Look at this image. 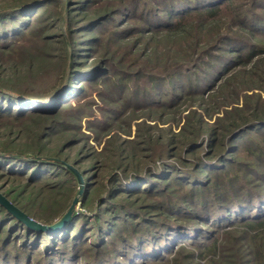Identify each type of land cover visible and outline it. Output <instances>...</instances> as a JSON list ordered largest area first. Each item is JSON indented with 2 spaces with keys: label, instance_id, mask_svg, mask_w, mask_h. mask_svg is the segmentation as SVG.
<instances>
[{
  "label": "trees",
  "instance_id": "1",
  "mask_svg": "<svg viewBox=\"0 0 264 264\" xmlns=\"http://www.w3.org/2000/svg\"><path fill=\"white\" fill-rule=\"evenodd\" d=\"M33 37L65 46L61 85L41 90L31 77L35 54L25 43ZM86 53H95L83 61L89 76L75 84ZM263 88L264 0L0 6V181L23 182L24 192L0 190L52 224L78 192L73 167L84 180L79 200L86 208L48 231L27 226L0 203V264H158L181 256L243 264L244 243L255 264H264V100L251 103ZM98 97L109 103L101 116ZM139 110L150 111L143 125L163 121L170 129L155 147L143 131L156 162L131 168L125 159L136 157L125 153L115 123ZM84 118L96 140L113 129L103 142L115 144L116 167L98 186L96 164L80 168V160L61 158L66 147L88 142V134L76 136ZM124 121L129 129L134 122ZM63 132L74 134L51 152L47 142Z\"/></svg>",
  "mask_w": 264,
  "mask_h": 264
},
{
  "label": "rangeland",
  "instance_id": "2",
  "mask_svg": "<svg viewBox=\"0 0 264 264\" xmlns=\"http://www.w3.org/2000/svg\"><path fill=\"white\" fill-rule=\"evenodd\" d=\"M14 0H0V6L3 4H12ZM44 9H40V12H42ZM58 31L57 28L51 29V32H56ZM60 41H55L54 39L48 40V42L43 41L42 39L38 37H33L29 41L25 43V49L28 51L29 54L33 53L35 54L32 58L33 61V67L30 71V75L32 78L38 81L39 87L41 90H46L48 89L49 86H53L55 83L56 85H61L60 81V76L63 74L64 70L67 67L68 64V53L67 50H65V46L63 43H59ZM36 47L40 49H36ZM105 47V46H103ZM103 50L106 48H102ZM100 51V50H99ZM85 55L88 56H95V53L93 55H90L89 53H86L82 55L81 57V64L78 66V72L74 74V80L73 82H76L75 84H81V80L85 78L87 75L89 76V73L85 71V65L83 61L85 60ZM100 57V53H98V59ZM119 57V56H118ZM117 57V60H118ZM94 58V57H93ZM93 58L89 60V66H92L95 61H93ZM252 93L251 91H249ZM253 97L251 99V103L253 104L256 99L264 100V88L261 90H256L253 93ZM94 98H96L94 96ZM106 100V99H105ZM102 100L100 97L96 99V106L95 109L96 112L95 114L101 116L103 114H106L107 112L104 110V108H107L109 103L106 100ZM103 111H101V110ZM150 113L148 110H139L131 115L125 116V119L123 120H134L132 123L131 128L126 125L125 121L123 120L115 123V129L120 128L121 131H119L121 138L119 139V142L123 143V148L125 150V153L130 155H133L136 157L135 160L130 161V158H126L125 162H133L130 167L132 168L135 165L144 168L147 165H153L155 161V158L157 156L153 155L151 152V145L152 146H160L161 143H164L165 138L167 137V133L169 132V123L165 122H160L158 127H154L155 121L149 120L146 122L147 125H143L144 122L143 118H141L143 115ZM218 115H223V112H220ZM131 116V117H130ZM147 116V115H145ZM136 119H134V118ZM166 118V117H165ZM215 118V116L213 117ZM210 121H213L211 119ZM31 124V122H30ZM183 122L180 124V126H174V131L173 132H179L181 129V125ZM148 125H151L153 127H150ZM88 123L87 120L84 118L82 120V132L77 133V137H81L82 133L88 134L89 140L88 142L83 141L81 144L75 145V146H69L64 149L61 153V158L66 159L71 162H75L77 160H80V168H85L87 166H95L93 164H96V170L94 169V173H96V180H97V186L99 185L100 182H104L107 180L111 172L114 171L115 169V164L114 162L117 160L116 155L113 154V149L115 144H110L108 145V149L104 148L105 143L103 142L105 138L110 137L113 134V129L111 128L110 131H105L102 132L101 134L104 133V137L102 138V141L96 140L95 139V133L93 130L88 129ZM158 128V129H156ZM150 129V130H149ZM147 130L149 135L152 136V138L155 140V142L151 143L149 145L144 141V133L143 131ZM74 134V132H63L59 133L56 136H54L50 141L47 142L49 149H51L53 152L54 150H57L61 147L62 143L71 135ZM73 136V135H71ZM22 139H26V137H23ZM119 142H115L116 144ZM85 145L84 149H81L82 146ZM107 149V150H106ZM101 153V154H100ZM87 154H91V157H86ZM93 157V158H92ZM91 158V159H90ZM94 160L96 163H94ZM115 160V161H114ZM102 182V183H103ZM23 182H7L5 179L0 181V186H5L3 189L8 190L10 188L16 189V191H19L20 194L24 192L22 184ZM13 184V185H12ZM19 184V185H18ZM79 188V187H78ZM0 193H2V190H0ZM78 193V192H77ZM4 195V194H3ZM5 196V195H4ZM77 196V194L74 196V198ZM81 196V195H80ZM6 197V196H5ZM7 198V197H6ZM73 198V199H74ZM80 198V197H79ZM8 199V198H7ZM73 201V200H72ZM72 204V203H71ZM76 211L77 212H85L86 208L82 205L81 201L77 203L76 206ZM264 231V230H263ZM244 243V257H243V264H255L253 260V254L251 253L252 248L248 249L245 248ZM189 250V249H188ZM247 251V253L245 252ZM186 252V251H185ZM231 258H233L232 254L230 253ZM217 264H222V260L217 258ZM175 259L172 261L166 260L163 263H158V264H211L209 263L210 261L205 258L201 257H196L194 259H185L183 256L179 257L174 263ZM234 264V263H231Z\"/></svg>",
  "mask_w": 264,
  "mask_h": 264
},
{
  "label": "water",
  "instance_id": "3",
  "mask_svg": "<svg viewBox=\"0 0 264 264\" xmlns=\"http://www.w3.org/2000/svg\"><path fill=\"white\" fill-rule=\"evenodd\" d=\"M71 169L76 173L78 182H79V188L77 196L73 199L72 204L66 211V213L56 222L52 224H43L34 218L30 217L28 214H26L24 211H22L19 207L14 205L10 200H8L3 194L0 193V203L7 208L8 211H10L14 216H16L18 219H20L23 223H25L27 226L31 228H35L38 230H58L61 227H63L68 220L72 217L74 212L76 211L77 203L79 202V197L82 195L84 190V180L81 175V173L71 167Z\"/></svg>",
  "mask_w": 264,
  "mask_h": 264
}]
</instances>
